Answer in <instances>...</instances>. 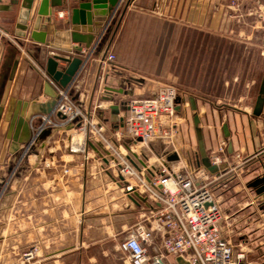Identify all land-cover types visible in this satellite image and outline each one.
<instances>
[{
  "label": "crops",
  "instance_id": "0c3cea01",
  "mask_svg": "<svg viewBox=\"0 0 264 264\" xmlns=\"http://www.w3.org/2000/svg\"><path fill=\"white\" fill-rule=\"evenodd\" d=\"M247 1V10L237 12L227 0H121L104 20L100 34L94 33L90 46L82 44L76 53L64 50L75 45L64 39L74 0L53 9L44 29L41 20L38 23L39 30L46 32L47 44L29 36L40 0H32L24 22L18 21L22 0L11 9L3 8L9 0H1L0 127L5 121L7 130L12 115H24L33 103L49 99L44 90L46 60L52 53H62L81 61L65 87L69 97L104 126L105 136L147 179L164 167L192 175L197 183L203 170L215 179L244 178L248 187L264 193V75L258 81H243L240 90L234 86L242 79L234 76L225 81L221 95L177 92L174 120L163 121L158 137L143 145L126 130L127 103L147 92L153 96L159 80L144 77L117 44L126 28L119 20L131 12L148 19L150 25L140 27V34H173L170 24L180 21L200 37L237 42L246 51L256 45L264 58V42L262 46L255 42L258 28H263L264 36V26L259 27L264 25V0ZM244 18L250 25L239 24ZM157 19L163 27L152 25ZM150 45L147 58L153 59V41ZM110 53L113 61L107 59ZM66 65L58 62V67ZM157 66L156 62V70ZM43 117L51 122L40 124ZM30 124L37 136L18 145L19 153L10 152V177L0 188V264H130L120 243L158 205L139 192L123 189L111 156L99 141L89 139L82 151L70 149L75 144V125L56 111L37 115ZM15 125L16 120L11 135ZM219 145L225 161L213 165L210 156ZM160 235L158 231L147 246L151 256L161 253ZM29 247H35L36 253L26 261L23 253ZM163 262L175 264L171 255L164 254Z\"/></svg>",
  "mask_w": 264,
  "mask_h": 264
},
{
  "label": "built area",
  "instance_id": "2783aa9c",
  "mask_svg": "<svg viewBox=\"0 0 264 264\" xmlns=\"http://www.w3.org/2000/svg\"><path fill=\"white\" fill-rule=\"evenodd\" d=\"M235 4V0H231L229 6L232 10L236 9ZM107 59L113 61L114 54L110 53ZM177 105V91L171 85L158 88L153 96L131 99L124 116L127 132L147 145L158 137L159 125L174 116ZM54 111L75 125L72 138L75 144L70 149L82 151L85 141H99L111 156L123 189L128 193L139 192L158 205L145 221L135 223L120 243V249L127 254L130 264H164V254L171 255L175 264H257L247 259L242 249L235 250L222 236L220 223L223 214L208 187L209 177L205 171L198 172L197 183L192 175L169 172L164 167L157 176L147 179L143 170L136 168L127 155L105 136L104 126L86 115L69 97L67 89L57 88ZM44 120L51 122L43 117L40 124ZM79 133L83 134V141H78ZM223 152V146L219 145L210 156L211 164H222L225 161L221 156ZM158 231H161V253L151 256L147 246ZM35 253L36 248L29 247L23 258L28 261Z\"/></svg>",
  "mask_w": 264,
  "mask_h": 264
},
{
  "label": "rangeland",
  "instance_id": "374dc122",
  "mask_svg": "<svg viewBox=\"0 0 264 264\" xmlns=\"http://www.w3.org/2000/svg\"><path fill=\"white\" fill-rule=\"evenodd\" d=\"M227 1L230 5L231 0ZM235 3L234 11L248 8L247 0H235ZM130 13L126 14L127 18L119 20L120 24L123 23L124 28L126 27L125 31L124 28L122 30L124 32L120 41L118 39L119 50H122L129 63L143 70L144 77L159 80L155 83L158 88L171 85L177 92L192 90L198 93L221 95L225 90V81H229L234 76H238V81L242 79L234 86V90H240L239 85L243 84V81L251 78H256L258 81L264 75V58L259 56L256 45L254 49L246 51L240 49L237 42L221 40L215 36L200 37L197 33L184 28L180 21L170 24L174 25L173 34L170 31L153 35L140 34L138 32L141 30L140 27L150 25L148 19ZM239 24L250 25V20L240 19ZM152 25L160 28L163 27L164 22L157 19ZM263 26L262 24L259 27ZM258 29L255 42L262 46L263 28ZM151 41H153L152 46L155 47L154 58L148 59ZM138 62L144 63V66L139 65ZM149 62H153V65L150 66ZM156 62L158 70L155 68ZM150 96L147 92L133 99ZM4 118L7 119L6 115ZM5 125L3 121L0 127V152L7 131ZM82 136L81 133L77 135L78 141H83ZM9 177L10 146L0 160V188L7 185ZM208 187L223 214L220 223L222 236L235 250L242 249L247 259L257 264H264V193L248 187L245 179L241 177L227 176L217 179L209 177Z\"/></svg>",
  "mask_w": 264,
  "mask_h": 264
},
{
  "label": "water",
  "instance_id": "95a60500",
  "mask_svg": "<svg viewBox=\"0 0 264 264\" xmlns=\"http://www.w3.org/2000/svg\"><path fill=\"white\" fill-rule=\"evenodd\" d=\"M1 1V0H0ZM18 0H9V4L5 5L4 9H11L15 6ZM75 3L70 6V19L68 28L65 29L64 39L75 43L70 47L64 48L65 51H74L80 53L81 45L86 48L90 46L95 34H100L103 28V22L119 7L121 0H74ZM32 4V0H22L21 9L18 14V21L24 22L27 15L28 8ZM62 5H67V0H40L37 8V17L29 36L34 41L47 44L46 32L39 30L38 23L42 22L41 29H44L46 23H50L53 9H57ZM26 26L22 25V28ZM51 31V28H48ZM65 62L67 65L64 68L58 67V62ZM81 61L78 58L66 56L62 53H52L46 60L45 72L48 77L44 82V90L49 96V99L44 103H33L27 113L20 115H12L11 121L8 125L5 139L0 152V160H2L5 151L10 146L11 153L18 152V145L27 144L34 136L31 129V122L37 115H48L54 111L57 99V88H65L71 81ZM52 83V84H51ZM261 93V92H260ZM261 97L259 96V100ZM26 104V103H25ZM113 113L117 112L116 107H112ZM58 115H61L57 112ZM64 117L63 115H61ZM16 120L15 131L11 135L14 121ZM12 142H11V141Z\"/></svg>",
  "mask_w": 264,
  "mask_h": 264
}]
</instances>
